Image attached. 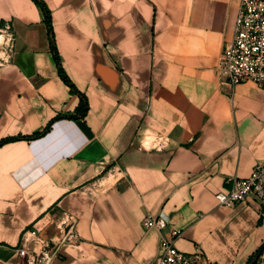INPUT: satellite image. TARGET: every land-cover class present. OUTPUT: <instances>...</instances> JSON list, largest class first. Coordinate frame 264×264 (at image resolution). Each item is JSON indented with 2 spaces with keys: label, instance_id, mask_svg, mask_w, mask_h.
<instances>
[{
  "label": "crops",
  "instance_id": "0c3cea01",
  "mask_svg": "<svg viewBox=\"0 0 264 264\" xmlns=\"http://www.w3.org/2000/svg\"><path fill=\"white\" fill-rule=\"evenodd\" d=\"M42 1L72 86L40 6L0 0L16 34L0 68V264H19L26 230L50 238L69 217L82 241L53 264H152L174 231L181 253L248 264L264 206L215 200L264 165V90L216 72L240 0ZM147 217L165 228H143Z\"/></svg>",
  "mask_w": 264,
  "mask_h": 264
},
{
  "label": "built area",
  "instance_id": "2783aa9c",
  "mask_svg": "<svg viewBox=\"0 0 264 264\" xmlns=\"http://www.w3.org/2000/svg\"><path fill=\"white\" fill-rule=\"evenodd\" d=\"M15 53L16 34L12 24L5 22L0 26V68L12 64ZM216 72L230 87L252 83L264 90V0H240L233 38L222 50ZM225 183L229 184L226 192L215 195L220 206L234 208L248 196L264 206V165H256L245 179L230 178ZM261 218L264 222V209ZM142 226L161 232L166 222L161 217H147ZM178 236L174 231L169 239L160 238L152 264H216L200 248L193 254L177 251L173 241ZM81 241L74 217H69L61 232L50 238L36 228L26 230L17 249L19 264H53L64 246H78Z\"/></svg>",
  "mask_w": 264,
  "mask_h": 264
},
{
  "label": "trees",
  "instance_id": "16d2710c",
  "mask_svg": "<svg viewBox=\"0 0 264 264\" xmlns=\"http://www.w3.org/2000/svg\"><path fill=\"white\" fill-rule=\"evenodd\" d=\"M33 1L38 6H40V8L42 9V11L44 12L46 22L48 23V26L50 28V38H51L52 51H53V54H54V58H55V61H56V64H57V67H58L60 76L62 77V79H64V81L66 83H68L70 86H72L70 84V81L68 80L66 74L64 73V70H63V68L61 66V63H60V58L58 56V53H57V50H56V47H55L54 37H53L52 29H51V22H50V14H49V11H48L47 7L45 6V4H44V2L42 0H33ZM87 110H88L87 101H86L85 98H83L82 99V103L80 105V108L78 109V112L80 113V116H84L86 114ZM77 117H78L77 115H69V116H59L57 119H61V118H70V119H72V118H77ZM50 126H51V124L46 128V130H44V132H42L40 134H37L35 137H38V136L43 135L50 128ZM1 144H3V142ZM263 246H264V244H263ZM262 247L258 250V252L252 258L249 259V262L254 257H257V259H258L259 253H260ZM249 262H248V264H249Z\"/></svg>",
  "mask_w": 264,
  "mask_h": 264
},
{
  "label": "water",
  "instance_id": "95a60500",
  "mask_svg": "<svg viewBox=\"0 0 264 264\" xmlns=\"http://www.w3.org/2000/svg\"><path fill=\"white\" fill-rule=\"evenodd\" d=\"M256 261H257V257H254V258L249 262V264H255Z\"/></svg>",
  "mask_w": 264,
  "mask_h": 264
}]
</instances>
